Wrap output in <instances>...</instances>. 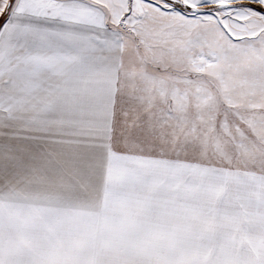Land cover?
<instances>
[{
  "label": "snow or ice",
  "instance_id": "obj_1",
  "mask_svg": "<svg viewBox=\"0 0 264 264\" xmlns=\"http://www.w3.org/2000/svg\"><path fill=\"white\" fill-rule=\"evenodd\" d=\"M0 264H264V0H0Z\"/></svg>",
  "mask_w": 264,
  "mask_h": 264
}]
</instances>
